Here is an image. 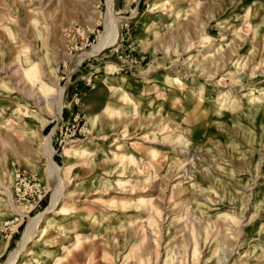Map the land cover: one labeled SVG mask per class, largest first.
Returning a JSON list of instances; mask_svg holds the SVG:
<instances>
[{
  "label": "rangeland",
  "instance_id": "1",
  "mask_svg": "<svg viewBox=\"0 0 264 264\" xmlns=\"http://www.w3.org/2000/svg\"><path fill=\"white\" fill-rule=\"evenodd\" d=\"M112 11L0 0V264H264V0Z\"/></svg>",
  "mask_w": 264,
  "mask_h": 264
},
{
  "label": "bare ground",
  "instance_id": "2",
  "mask_svg": "<svg viewBox=\"0 0 264 264\" xmlns=\"http://www.w3.org/2000/svg\"><path fill=\"white\" fill-rule=\"evenodd\" d=\"M112 7H113V0H108L109 17H108V20H107L106 26H105V28L107 29V31H106L107 32V36L105 37V39H102V41H100L98 44H96L92 49H90L89 51H87V54L88 55L89 54L90 55L91 54H96L101 48H103L105 46H110L111 44H113L115 42V40H116V38L118 36V26H117V23L115 22V20L111 16L112 15V12H113L112 11ZM148 28H150V27H148ZM41 85H44V83H42ZM263 99H264V97H263ZM57 102L60 105L58 107V110H57L58 116H59L60 115V111H61L60 108H61V105H62V94H61V92L59 93V96L57 97ZM52 163L54 164L53 161H52ZM60 190H57L56 192H54L53 197H52V200H51L50 207L48 206V212L51 211V210H54L56 208V206L58 205L59 200H60V196H61V191H62V190L61 191ZM40 216L37 217V218L33 217V218L30 219V222L28 223L27 228L24 231V234L20 238L19 243L8 254L7 259H6V262L4 264H15V262L17 261L18 255L24 251V249L27 246V244L29 243V241L32 240V238L34 236V233H35L36 229L38 228V224L40 222L39 221ZM48 222L49 221H47V224H48Z\"/></svg>",
  "mask_w": 264,
  "mask_h": 264
}]
</instances>
